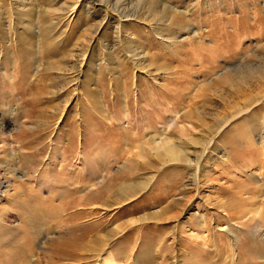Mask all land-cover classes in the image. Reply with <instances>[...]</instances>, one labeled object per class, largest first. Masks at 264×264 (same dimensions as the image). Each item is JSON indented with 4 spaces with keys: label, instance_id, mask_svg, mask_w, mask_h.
<instances>
[{
    "label": "rangeland",
    "instance_id": "rangeland-1",
    "mask_svg": "<svg viewBox=\"0 0 264 264\" xmlns=\"http://www.w3.org/2000/svg\"><path fill=\"white\" fill-rule=\"evenodd\" d=\"M165 139L187 141L190 160L130 162ZM262 139L264 0H0L9 264L42 261L52 239L70 238L67 227H28L35 217L21 212L71 174L72 209L82 210L72 238L113 237L107 249L122 261L102 263L96 249L50 264H264ZM67 160L72 173L59 174ZM111 180L128 192L117 208L95 199ZM228 232L239 237L235 261Z\"/></svg>",
    "mask_w": 264,
    "mask_h": 264
},
{
    "label": "bare ground",
    "instance_id": "bare-ground-1",
    "mask_svg": "<svg viewBox=\"0 0 264 264\" xmlns=\"http://www.w3.org/2000/svg\"><path fill=\"white\" fill-rule=\"evenodd\" d=\"M249 72V71H248ZM251 72V71H250ZM134 135V134H133ZM139 141V140H138ZM261 147H264V139H262L259 143H258ZM139 146V145H138ZM136 146V147H138ZM141 147V148H140ZM188 147H189V144L187 143V141H184V142H181V143H176V144H172L170 143V141L168 139H165V140H162V142H160L159 144H155V145H151L150 147H148L147 149H143L142 146H139L140 150L136 152V154L133 156L132 160L130 162L133 163V166L136 167L137 165V169H139V167L143 164L144 166H149L150 164H153L155 161L154 159L156 158L158 162L156 163H159L161 162V164H168V163H171V162H177V163H184L185 161H189L190 159L188 158ZM117 150V149H116ZM138 150V149H137ZM203 153H202V156H204V153L208 151L207 148H203ZM110 151V150H109ZM135 151V150H134ZM70 153L72 154V143H70ZM122 153V152H121ZM127 153V152H126ZM118 154V153H117ZM123 154V153H122ZM206 154V153H205ZM225 154H223L222 157H224ZM139 160V158L143 159V163L140 164H136L138 161L137 159ZM118 157H116L117 159ZM202 158V157H201ZM254 158V157H253ZM70 159V158H69ZM115 159V160H116ZM140 159V161H141ZM192 160V159H191ZM68 161V160H67ZM251 161V160H250ZM262 161V165L264 166V157L263 159L261 160ZM72 161L69 160L66 167L63 168L62 170H60L61 172H59V174H66V171H70V173H72V169H70L69 167H72ZM70 163V164H69ZM129 164V163H128ZM131 164V163H130ZM136 164V165H135ZM249 164V163H248ZM132 166V165H131ZM130 166V167H131ZM152 167V166H151ZM141 168V167H140ZM128 169L132 170V168H129ZM140 170V169H139ZM127 171V170H126ZM93 172V171H92ZM119 174V173H118ZM119 176V175H117ZM66 177V176H65ZM62 184H58V185H55V186H52V189L50 190L51 191V194L52 196H48L46 198H39L38 199V203L35 205V206H32L30 207L28 210H25L23 211V213L21 212V216L23 217H28L29 215H32L33 217H35V222L33 225L31 223H27V221L25 220L27 226L29 227V225L32 226V228H35L39 225V224H44L47 229L46 230H54V229H57V228H60V227H64L65 229L69 228L68 230H70V238H66V239H63L61 237L57 238V240L54 239V242H52L51 240V244L49 243V247H50V251L47 252L45 254V256L41 259L42 261H36L34 259H32V264H37V262H39L38 264H40V262H42V264H50V260L52 258H55L57 257L58 259L59 258H63L64 256H69V257H72L76 254L77 251H93V250H96V249H99V258H101V262L102 263H105L106 260L108 261L109 260H114L116 261V263H119L122 261V259L117 256L114 252H111L109 250V248L107 249V246H108V242L111 240V238L113 237H109V240L108 242L105 244L102 243V240H101V237H104V234L101 236H98V235L95 237V239H91V240H88L86 241V233H83L82 236L81 235H78L77 236V239L74 237L72 238V226L75 227L76 223H74V221L76 220V218L78 217V214L81 213L80 210L77 211V209H72V174L70 177H66V179H63L61 178L60 179ZM114 180L117 181L116 178H114ZM114 180H111V183H108L106 185H104L103 187H101V191H99L100 194H98L95 199H99V201L101 203H104L106 202V204L108 206H110L111 208L114 206V208L116 207L117 204H120L121 201H122V196H124V192L127 191H124L123 190V185H118L117 183H115L116 181ZM120 180V179H119ZM135 184V183H134ZM132 185L131 188H133V186H137L136 185ZM140 186H142V184L140 183L139 184ZM139 186V187H140ZM58 187H61L64 190V192H58L57 188ZM99 187V186H98ZM126 187V186H125ZM143 187V186H142ZM185 188V187H184ZM262 188V191L259 192V195L257 197V199L259 200V205H257L255 207L256 210H261L263 209L264 210V186L261 187ZM68 189V190H67ZM100 189V188H99ZM140 190V189H139ZM65 191H67V193H70L69 195L71 196H67L66 198L69 197V199L66 200L65 202V205L62 206V207H59L57 205H54L53 204V201H56V198H58V196H64L62 199L65 201V195L64 193H66ZM132 191V190H131ZM130 191V192H131ZM31 192V191H30ZM133 192V191H132ZM128 194V192H126ZM60 194V195H59ZM92 194V193H90ZM48 195V194H47ZM68 195V194H67ZM86 196V195H85ZM77 197V196H76ZM91 197V196H90ZM75 198V197H74ZM256 198V197H255ZM86 200V199H85ZM88 200V199H87ZM256 200V199H255ZM75 202V201H74ZM93 202V201H91ZM76 203V202H75ZM79 203V202H78ZM81 203V201H80ZM84 203V202H83ZM88 203V202H86ZM98 203V202H97ZM57 204V203H55ZM61 205V204H59ZM78 205V204H77ZM254 205V204H253ZM76 206V205H75ZM82 206V205H81ZM117 208V207H116ZM254 208V206H253ZM70 210H72L71 212H69ZM85 210V209H84ZM91 210V209H90ZM107 210V209H106ZM253 210V209H252ZM108 211V210H107ZM164 211V210H163ZM257 211V212H258ZM85 212V211H84ZM88 212V211H86ZM90 213V212H89ZM88 213V214H89ZM9 216V215H8ZM200 216V215H199ZM227 216L229 217V215L227 214ZM243 216V215H242ZM244 217V216H243ZM264 217V216H263ZM262 217V218H263ZM74 223V224H73ZM71 224V225H70ZM227 225H225L226 227ZM25 227V226H24ZM67 227V228H66ZM120 227V226H119ZM262 227L264 228V224H262ZM26 228V227H25ZM63 228V229H64ZM118 229V226H116L114 228V230H117ZM34 229V230H35ZM224 229V228H223ZM262 229V228H261ZM28 230V229H26ZM231 230L230 228H228V231ZM31 231V230H29ZM57 231V230H56ZM261 231H264V229H262ZM33 232V231H32ZM37 233V232H36ZM229 235L233 238V247L232 248V256H233V259L235 261L236 257H237V251L239 253V237L236 233H233V232H228ZM262 233V232H261ZM108 234V233H107ZM29 235V233H28ZM38 235V234H37ZM40 235V233H39ZM116 235V234H115ZM228 235V236H229ZM108 236V235H106ZM31 237V236H30ZM115 237V236H114ZM36 238H38L37 236H34V241H32L31 243V248H29L28 246V249H31V252H30V255L31 256H34L36 254L35 252V249L37 248V245L35 244V247H34V242L36 240ZM98 239V241H97ZM105 239V238H104ZM113 240V239H112ZM111 240V241H112ZM110 241V242H111ZM27 243V242H26ZM47 244V243H46ZM51 245V246H50ZM110 246V245H109ZM196 246H199L200 245L197 243ZM26 247V246H25ZM27 248V247H26ZM42 248V246H41ZM46 248V247H45ZM27 249V250H28ZM40 249V248H39ZM38 249V250H39ZM198 249V248H197ZM28 252V251H27ZM39 252V251H38ZM44 252V251H43ZM196 252V251H195ZM201 252V251H200ZM1 253V252H0ZM29 253V252H28ZM53 253V255H52ZM96 253V252H95ZM198 253V252H197ZM230 253V251H229ZM40 254H42L40 252ZM44 254V253H43ZM98 254V253H97ZM2 254H0V264H9V262L7 260H5V256H1ZM200 255V254H199ZM29 256V255H28ZM53 256V257H52ZM198 256V255H197ZM240 257V256H238ZM98 258V259H99ZM70 259V258H69ZM14 260V259H13ZM17 261V260H16ZM15 261V262H16ZM21 261V260H20ZM29 261V259H28ZM239 261V260H238ZM250 261V260H249ZM18 262V261H17ZM112 262V261H111ZM107 263V262H106ZM234 263V262H233ZM247 264H255V263H250V262H247Z\"/></svg>",
    "mask_w": 264,
    "mask_h": 264
}]
</instances>
